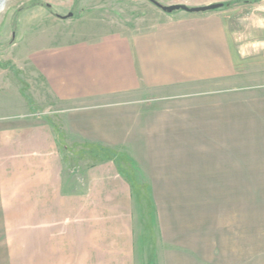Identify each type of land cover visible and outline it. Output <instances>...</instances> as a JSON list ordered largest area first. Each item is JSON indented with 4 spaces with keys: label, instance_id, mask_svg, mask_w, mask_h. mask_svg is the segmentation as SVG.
<instances>
[{
    "label": "rangeland",
    "instance_id": "obj_1",
    "mask_svg": "<svg viewBox=\"0 0 264 264\" xmlns=\"http://www.w3.org/2000/svg\"><path fill=\"white\" fill-rule=\"evenodd\" d=\"M155 1L188 8L223 4L200 15H222L247 38L248 50L241 52L234 76L185 90L179 89L184 85L149 90L146 101L134 106L119 104L122 98L95 105L56 102L39 66L72 65L78 57L62 49L68 44L108 33L146 32L167 18L194 14L165 13L148 0H7L0 14V124L45 114L60 130L69 189L82 184L85 171L98 162L80 154L86 142L123 156L120 167L138 187L136 264H181L178 250L185 255L183 264H264V0ZM182 90L185 98H164ZM89 131L107 133L124 145L114 148ZM9 217L0 214V264H22L16 254L13 262L7 259L5 244L24 236L17 228L23 223ZM162 219L194 237L189 242L203 253L181 249L185 237L166 239ZM188 220L193 225H186Z\"/></svg>",
    "mask_w": 264,
    "mask_h": 264
},
{
    "label": "crops",
    "instance_id": "obj_2",
    "mask_svg": "<svg viewBox=\"0 0 264 264\" xmlns=\"http://www.w3.org/2000/svg\"><path fill=\"white\" fill-rule=\"evenodd\" d=\"M167 19L146 32L108 33L68 44L62 49L76 51L78 58L68 66H39L44 86L54 89L60 103L95 105L122 98L124 103L119 104L134 106L146 101L143 97L149 90L177 85H184L179 89L185 90L193 83H219L234 76L248 44L224 16ZM185 96L184 92L164 98ZM44 115L0 124V214L23 223L17 228L24 232L23 238L5 244L8 261L13 262L16 254V262L22 264H136L135 202L130 184L114 161H98L85 171L82 184L69 189L55 124ZM181 130L190 131L187 127ZM88 135L114 148L124 145L107 133L89 131ZM185 224L193 225L189 220ZM172 225L162 219L166 239H184L180 226ZM192 239L185 237L180 248L203 253L193 249ZM178 252L176 259L183 264L185 255Z\"/></svg>",
    "mask_w": 264,
    "mask_h": 264
},
{
    "label": "trees",
    "instance_id": "obj_3",
    "mask_svg": "<svg viewBox=\"0 0 264 264\" xmlns=\"http://www.w3.org/2000/svg\"><path fill=\"white\" fill-rule=\"evenodd\" d=\"M5 67V66H3ZM14 72L16 71L14 68H11ZM56 134L58 139L59 146H62L60 141V130L56 127ZM84 149L80 154H87L91 156L95 161H114L118 167V170L121 175H123L128 183L131 186L132 192L138 193V187L134 178L130 177L121 167L120 164L123 163V156L114 151L113 149L107 148L102 145V143H94V142H86L83 146Z\"/></svg>",
    "mask_w": 264,
    "mask_h": 264
},
{
    "label": "water",
    "instance_id": "obj_4",
    "mask_svg": "<svg viewBox=\"0 0 264 264\" xmlns=\"http://www.w3.org/2000/svg\"><path fill=\"white\" fill-rule=\"evenodd\" d=\"M148 1L152 3L154 6H156L157 8H159L160 10H162L163 12L169 13V14H172L176 11H184L190 14H202V13L212 12V11H216V10L223 8V4H213V5H208L204 7H198V8H188L183 5L163 6L155 0H148ZM6 2L7 0H1L2 8L5 6ZM71 17H72V14H69L66 17H62V19H69Z\"/></svg>",
    "mask_w": 264,
    "mask_h": 264
},
{
    "label": "bare ground",
    "instance_id": "obj_5",
    "mask_svg": "<svg viewBox=\"0 0 264 264\" xmlns=\"http://www.w3.org/2000/svg\"><path fill=\"white\" fill-rule=\"evenodd\" d=\"M5 8H6V4H5V6L2 8V6H1V0H0V14L5 10ZM2 9V10H1Z\"/></svg>",
    "mask_w": 264,
    "mask_h": 264
}]
</instances>
